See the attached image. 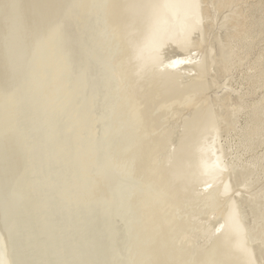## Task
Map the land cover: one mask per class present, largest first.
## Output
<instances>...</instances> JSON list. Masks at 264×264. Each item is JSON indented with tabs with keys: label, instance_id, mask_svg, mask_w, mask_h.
Masks as SVG:
<instances>
[{
	"label": "bare ground",
	"instance_id": "6f19581e",
	"mask_svg": "<svg viewBox=\"0 0 264 264\" xmlns=\"http://www.w3.org/2000/svg\"><path fill=\"white\" fill-rule=\"evenodd\" d=\"M230 1L0 0V264H264V0Z\"/></svg>",
	"mask_w": 264,
	"mask_h": 264
},
{
	"label": "rangeland",
	"instance_id": "374dc122",
	"mask_svg": "<svg viewBox=\"0 0 264 264\" xmlns=\"http://www.w3.org/2000/svg\"><path fill=\"white\" fill-rule=\"evenodd\" d=\"M228 1H230V0H228ZM230 2H231V1H230ZM224 5L228 6V3H224ZM103 6H104V4H103V0H101V2H100V9H99V8H98V9H93L92 6H91V8H92L93 10H95V11L93 12L92 16H96V17L98 18L99 26H100V30L102 29L101 27L103 26V24L101 25V23H103V21H102V19H103V15H102V14H103V12H104V7H103ZM99 14H100V15H99ZM87 17L90 18L91 16H89V15L87 14ZM99 17H101V18H99ZM77 19L79 20L80 18L77 16ZM101 21H102V22H101ZM83 22H84V21H83ZM86 22H87V19H86ZM79 27H80V26H79ZM87 30H89V29H87ZM80 31H81V27H80ZM97 38L100 39V37H97ZM97 38L94 37V41H93V42H95V40H97ZM101 40H102V39H101ZM93 42H92V44H93ZM263 112H264V111H262V114H261V117H262V118H264V117L262 116V115L264 114ZM14 133H15V132H14ZM14 133H13V131H10V132H7V133L5 134L6 136H4V135H3V136H4L5 139H6V138H8V137L11 135V136H10L11 138L9 137V140H10V139H12V138L14 137ZM4 137H3V138H4ZM1 138H2V137H1ZM0 146H1V144H0ZM1 148H2V146H1ZM124 195H126V194H124ZM107 210H109V207L107 208ZM255 211H257V209H255ZM253 212H254V211H253ZM253 212H252V213H253ZM108 216H109V215H108ZM110 217H111L110 220L112 221L113 217H112L111 215H110ZM255 220H256V219H255ZM111 221L108 220L106 223L108 224V223L110 222L111 224H110V223H109V224H110V226H111V229H114V227H113V226H114V223L111 222ZM262 221H263V220H262ZM106 223H105V224H106ZM105 224H104V225H105ZM109 224H108V225H109ZM108 225H107V226H108ZM111 237H112L113 240H115V245L117 246L116 253H118L120 250H119V247H118V245H117V240L121 239V237H119V236H117V235H116V236H115V235H111ZM118 254H119V253H118ZM212 255H213V254H212ZM213 256H214V255H213ZM209 262H210V264H222V263L218 260V256H217V257L214 256V259H212V260L209 261Z\"/></svg>",
	"mask_w": 264,
	"mask_h": 264
},
{
	"label": "water",
	"instance_id": "95a60500",
	"mask_svg": "<svg viewBox=\"0 0 264 264\" xmlns=\"http://www.w3.org/2000/svg\"><path fill=\"white\" fill-rule=\"evenodd\" d=\"M14 181V180H13ZM15 182V181H14Z\"/></svg>",
	"mask_w": 264,
	"mask_h": 264
}]
</instances>
